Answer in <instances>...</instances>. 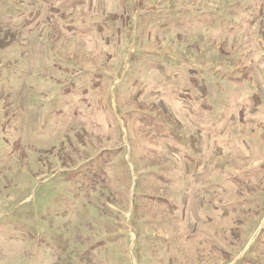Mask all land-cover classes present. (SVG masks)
Segmentation results:
<instances>
[{
  "label": "rangeland",
  "instance_id": "374dc122",
  "mask_svg": "<svg viewBox=\"0 0 264 264\" xmlns=\"http://www.w3.org/2000/svg\"><path fill=\"white\" fill-rule=\"evenodd\" d=\"M0 264H264V0H0Z\"/></svg>",
  "mask_w": 264,
  "mask_h": 264
}]
</instances>
